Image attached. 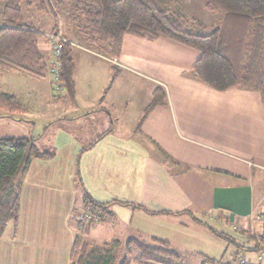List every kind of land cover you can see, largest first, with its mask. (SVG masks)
Masks as SVG:
<instances>
[{
	"label": "crops",
	"instance_id": "crops-1",
	"mask_svg": "<svg viewBox=\"0 0 264 264\" xmlns=\"http://www.w3.org/2000/svg\"><path fill=\"white\" fill-rule=\"evenodd\" d=\"M69 45L75 95L72 100L59 96L64 102L57 118L68 127L57 126L48 148L38 149L53 151L54 157L33 160L21 179L19 216L1 237L0 264H70L78 236L90 245L119 241L97 238L118 219L137 235L133 239L162 240L174 253L187 241L171 238L176 226L215 236L209 231L213 222L250 236L264 234V108L254 89L207 87L191 72L199 54L164 39L125 37L117 59ZM75 51L83 54L79 62ZM50 72L56 76V69ZM119 72L155 87L132 120L126 92L115 89L122 84ZM93 77L100 79L98 88ZM105 87L110 90L103 96ZM160 88L168 98L144 117L155 91L163 93ZM0 92L28 109L29 102L16 94ZM28 95L32 101L42 94ZM19 117L0 113V128L30 126ZM31 132L8 139H29ZM83 193L108 205L101 226H75Z\"/></svg>",
	"mask_w": 264,
	"mask_h": 264
},
{
	"label": "trees",
	"instance_id": "trees-1",
	"mask_svg": "<svg viewBox=\"0 0 264 264\" xmlns=\"http://www.w3.org/2000/svg\"><path fill=\"white\" fill-rule=\"evenodd\" d=\"M175 0H0V74L17 72L39 80L46 77L49 67L39 50L40 31L21 24V8L56 17L54 10L69 5L77 31L86 46L109 59H117L123 39L133 37L153 42L171 41L199 54L191 72L195 79L216 91L230 88L254 89L264 108V0H204L210 13L221 14L219 27L207 30L198 21L189 22L173 6ZM60 66L56 77L65 95L73 99L74 64L69 43H59ZM115 74L111 79L114 81ZM164 105V96L155 91L144 111V117L155 107ZM0 113L7 118L24 115L27 110L9 94L0 92ZM109 132V131H108ZM101 137H99L100 139ZM53 151L41 152L33 139H0V240L7 224L19 216L21 179L31 162L48 160ZM83 212L92 216L83 230L103 223L108 205L96 203L83 193ZM216 237L221 234L209 228ZM83 233V232H81ZM246 233V232H242ZM79 237V236H78ZM73 244L70 264H173L177 255L170 245L159 239H129L125 257L116 261L113 248L122 244L113 241L102 246L87 242ZM248 252L260 249L256 238ZM264 245V234L259 235ZM234 264L237 256H232ZM204 264H217L205 259Z\"/></svg>",
	"mask_w": 264,
	"mask_h": 264
},
{
	"label": "rangeland",
	"instance_id": "rangeland-1",
	"mask_svg": "<svg viewBox=\"0 0 264 264\" xmlns=\"http://www.w3.org/2000/svg\"><path fill=\"white\" fill-rule=\"evenodd\" d=\"M204 3V0H175L173 6H175L177 12L182 14L191 23L192 21L201 22L207 30H210L213 27H219L223 16L221 14H214L205 10ZM54 13L56 15L55 18L50 14L40 13L32 8H21V24L31 25L34 29L40 31L41 36L38 42L39 50L50 69H54V66L52 67V64L50 63V60H53V41L55 43L60 42L63 39L64 41H67L60 43L72 42L80 46H86L77 31V25L73 20L71 7L69 5H62L61 7L56 8ZM54 37L59 40L54 39ZM262 53L263 57L261 66L263 67L264 49ZM73 54L77 62H79V58L83 57V54L78 51H75ZM50 69L45 77L46 82H38L39 80L28 78L27 76L18 73H3L2 76H0V91L16 94L19 98H21V102H29L27 113L23 117H16L26 118L25 120L30 123L27 124L30 126L18 128V130L2 127L0 128V138L8 139L13 134L18 137L26 131H32L29 136L31 139L34 138L37 140L36 146L41 150L48 148L51 140V134L56 130L57 126L68 127L66 123H63L64 121L57 119L60 114V105L64 102L59 100L61 99L59 96L65 94V90H63L61 86H59V91L56 89L55 76L50 72ZM119 73L121 76H119L118 80H122V84L117 86L115 89L126 92L128 116L129 120H132V118H135L137 114H139V111L143 108V106L149 102L150 94L155 87L125 72ZM119 73L117 75H119ZM99 80V77H93V83L96 85V88L100 85ZM160 89L163 91L162 94L164 98L167 99V90H163L162 88ZM32 90L42 94L41 98L30 101L31 99H29L28 93ZM109 90V88L105 87L102 91V95L104 96V93H107ZM45 95L47 98H45ZM33 124L35 126L32 128L31 125ZM69 128L73 133L78 134L77 129H73L72 127ZM121 132L128 131L121 130ZM30 137L27 138L30 139ZM81 213L84 212H79L78 214ZM74 219L75 222L73 220L72 221L80 230L84 229L85 226L89 224V221H91L78 222L76 217ZM111 223L112 222L109 224ZM124 223L125 222L118 219L114 222V224L104 226L106 231L102 228V232H100L97 237H102V240L108 241L118 239L122 242L120 247L112 249V254L117 262L125 257L126 241L137 237V235L131 232V230H129V233L127 232ZM208 224H210L209 226H211L214 231L221 234L222 237L208 235L207 232L200 228H195V226L189 229H185V225L175 227V231L173 235H171V238L173 239L180 235V237L187 241H185L186 247H181V250L178 251L174 249L177 259L173 262V264H204L203 262L205 259H212L217 264H232L231 257L235 255L237 256V259L245 256L253 259L254 261L257 260L255 252L250 253L247 251V249L253 248L254 245L253 241L248 239V233H242L235 227L220 225L213 222H208ZM101 225L102 223H100V226ZM78 238V242L88 241L86 240L87 238H84L83 236H79ZM92 244L93 246H99L100 243L94 244L92 242Z\"/></svg>",
	"mask_w": 264,
	"mask_h": 264
},
{
	"label": "built area",
	"instance_id": "built-area-1",
	"mask_svg": "<svg viewBox=\"0 0 264 264\" xmlns=\"http://www.w3.org/2000/svg\"><path fill=\"white\" fill-rule=\"evenodd\" d=\"M54 39H56V37H54ZM56 40H59V39L57 38ZM60 42H65V41L62 39ZM60 42H55V43H54V41L52 42L53 66H54V69H56V72L60 66V63H59V56L61 53V48L59 45ZM55 80H56V89L59 91L60 84H59L56 76H55ZM91 219H92V216L88 213H81V214L76 215V220L78 222H86V221H89ZM255 238H256L257 244L260 247L259 251L256 253L257 260L254 261L253 259H251L249 257L242 256V257H239L238 259H236L234 264H264V245L260 241L258 235H256Z\"/></svg>",
	"mask_w": 264,
	"mask_h": 264
}]
</instances>
